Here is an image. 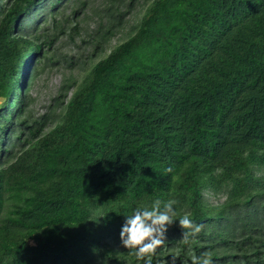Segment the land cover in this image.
I'll return each instance as SVG.
<instances>
[{
  "label": "trees",
  "instance_id": "1",
  "mask_svg": "<svg viewBox=\"0 0 264 264\" xmlns=\"http://www.w3.org/2000/svg\"><path fill=\"white\" fill-rule=\"evenodd\" d=\"M157 199L197 255L264 264V0H0V264H142L119 234ZM182 233L153 264H190Z\"/></svg>",
  "mask_w": 264,
  "mask_h": 264
},
{
  "label": "clouds",
  "instance_id": "2",
  "mask_svg": "<svg viewBox=\"0 0 264 264\" xmlns=\"http://www.w3.org/2000/svg\"><path fill=\"white\" fill-rule=\"evenodd\" d=\"M175 203V200H169L162 204L157 199L150 206L137 207L132 214L126 216L120 231L122 246L142 264H153V258L165 245L168 226L178 220L183 229L181 242L189 246L190 264H213L210 251L197 255L191 248V245L197 242L204 226L195 223L188 212L178 215L173 207ZM178 257L179 252L172 256L171 264H176Z\"/></svg>",
  "mask_w": 264,
  "mask_h": 264
},
{
  "label": "rangeland",
  "instance_id": "3",
  "mask_svg": "<svg viewBox=\"0 0 264 264\" xmlns=\"http://www.w3.org/2000/svg\"><path fill=\"white\" fill-rule=\"evenodd\" d=\"M69 13L67 10L66 14ZM57 15L56 17H59ZM140 14H138L137 10L134 11L130 16H128V20L130 24L134 22ZM82 13H79L76 17H70L69 22L67 23L69 27L74 26L75 24H79L83 26ZM91 26L93 24H90ZM84 34L82 33L79 36H76L75 42L82 47H86L85 43H81V40L84 39ZM59 45V49L61 52H65L68 54H76L78 52L77 48L68 40V37L63 35L60 40L56 43ZM85 60V59H84ZM62 80L61 72L58 70H53L49 75L46 73L41 75L37 81V84L31 90V96L34 98V104L32 105L33 115L35 117L42 116L48 110V107L51 103V99L57 95V90Z\"/></svg>",
  "mask_w": 264,
  "mask_h": 264
}]
</instances>
